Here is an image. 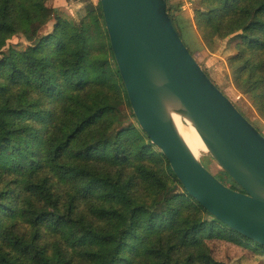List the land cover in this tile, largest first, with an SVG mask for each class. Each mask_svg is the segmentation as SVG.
<instances>
[{"label": "trees", "instance_id": "trees-1", "mask_svg": "<svg viewBox=\"0 0 264 264\" xmlns=\"http://www.w3.org/2000/svg\"><path fill=\"white\" fill-rule=\"evenodd\" d=\"M168 5L193 56L238 39L232 80L264 118V0H197L193 18ZM211 239L248 241L187 192L140 127L100 0L79 24L47 0H0V264H230Z\"/></svg>", "mask_w": 264, "mask_h": 264}, {"label": "water", "instance_id": "water-1", "mask_svg": "<svg viewBox=\"0 0 264 264\" xmlns=\"http://www.w3.org/2000/svg\"><path fill=\"white\" fill-rule=\"evenodd\" d=\"M130 105L187 192L233 231L264 247V135L192 55L168 0H100ZM175 115L195 128L212 158L243 190L207 168Z\"/></svg>", "mask_w": 264, "mask_h": 264}, {"label": "rangeland", "instance_id": "rangeland-1", "mask_svg": "<svg viewBox=\"0 0 264 264\" xmlns=\"http://www.w3.org/2000/svg\"><path fill=\"white\" fill-rule=\"evenodd\" d=\"M91 1L95 2V0H47V5L54 8L64 19L79 24L82 17L86 14L88 5ZM192 1L194 0H171L172 3L182 4V8L183 4L188 3L186 6L187 8L183 10L193 18L194 7ZM190 8L192 13L190 12ZM47 29V27L44 28V31L46 32ZM237 42L238 39L219 40L216 43L214 51L205 49L201 52H195L194 56L220 88L224 90L233 102L243 110L247 118L264 132V118H261L257 114L251 98L246 93L242 92L241 85H243V83L240 82V84H237L236 82H233L231 71L228 67L227 59L229 56L236 53ZM11 44L18 49H23L27 45V42L22 37H13L8 42L9 46ZM122 110L125 116L128 117L130 109H128L127 105H124ZM199 158L214 175L219 179L224 180L227 184H230V176L212 158L208 151L202 152V154L199 155ZM242 241L244 244L240 245L220 239H211L208 240L207 243L216 260L226 261L230 264H264V248L244 239H242Z\"/></svg>", "mask_w": 264, "mask_h": 264}, {"label": "bare ground", "instance_id": "bare-ground-1", "mask_svg": "<svg viewBox=\"0 0 264 264\" xmlns=\"http://www.w3.org/2000/svg\"><path fill=\"white\" fill-rule=\"evenodd\" d=\"M175 121L177 122L182 136L197 156L202 154V152H207L206 146L189 121L184 120L178 115H175Z\"/></svg>", "mask_w": 264, "mask_h": 264}, {"label": "crops", "instance_id": "crops-1", "mask_svg": "<svg viewBox=\"0 0 264 264\" xmlns=\"http://www.w3.org/2000/svg\"><path fill=\"white\" fill-rule=\"evenodd\" d=\"M186 1H187V0H186ZM184 2H185V1H184ZM195 3H196L195 0L192 1L193 7H195ZM187 5H188V3L183 4V6H187ZM190 10H191V8H190ZM193 11H194V8H193ZM190 12L192 13V10H191Z\"/></svg>", "mask_w": 264, "mask_h": 264}, {"label": "built area", "instance_id": "built-area-1", "mask_svg": "<svg viewBox=\"0 0 264 264\" xmlns=\"http://www.w3.org/2000/svg\"><path fill=\"white\" fill-rule=\"evenodd\" d=\"M187 7L186 6H183V9H186Z\"/></svg>", "mask_w": 264, "mask_h": 264}]
</instances>
